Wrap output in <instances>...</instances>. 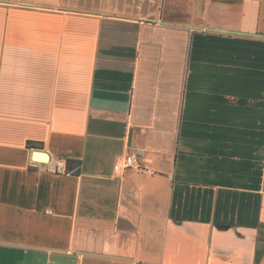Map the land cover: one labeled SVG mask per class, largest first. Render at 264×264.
<instances>
[{
    "label": "crops",
    "instance_id": "crops-1",
    "mask_svg": "<svg viewBox=\"0 0 264 264\" xmlns=\"http://www.w3.org/2000/svg\"><path fill=\"white\" fill-rule=\"evenodd\" d=\"M0 264H264V0H0Z\"/></svg>",
    "mask_w": 264,
    "mask_h": 264
},
{
    "label": "built area",
    "instance_id": "built-area-1",
    "mask_svg": "<svg viewBox=\"0 0 264 264\" xmlns=\"http://www.w3.org/2000/svg\"><path fill=\"white\" fill-rule=\"evenodd\" d=\"M123 166L124 168H130L135 171L141 170V167L138 164H135V160L133 159V157L126 158L123 161ZM44 169L51 173H57V172L64 171L63 164L60 163L59 160H53V161L47 162L44 166Z\"/></svg>",
    "mask_w": 264,
    "mask_h": 264
},
{
    "label": "water",
    "instance_id": "water-1",
    "mask_svg": "<svg viewBox=\"0 0 264 264\" xmlns=\"http://www.w3.org/2000/svg\"><path fill=\"white\" fill-rule=\"evenodd\" d=\"M33 157L36 161H42L43 163L49 162V157L46 153L44 152H34Z\"/></svg>",
    "mask_w": 264,
    "mask_h": 264
},
{
    "label": "trees",
    "instance_id": "trees-1",
    "mask_svg": "<svg viewBox=\"0 0 264 264\" xmlns=\"http://www.w3.org/2000/svg\"><path fill=\"white\" fill-rule=\"evenodd\" d=\"M69 162H70V160H67V161H66V168H64V171H65V172H68V171H67V165H68ZM79 166H80V165H79Z\"/></svg>",
    "mask_w": 264,
    "mask_h": 264
}]
</instances>
